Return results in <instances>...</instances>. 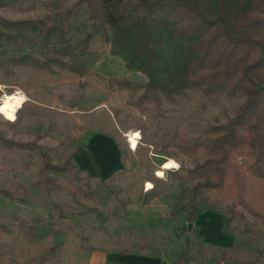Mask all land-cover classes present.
<instances>
[{
  "label": "rangeland",
  "instance_id": "rangeland-1",
  "mask_svg": "<svg viewBox=\"0 0 264 264\" xmlns=\"http://www.w3.org/2000/svg\"><path fill=\"white\" fill-rule=\"evenodd\" d=\"M77 1H0V19L41 23L0 26V100L23 99L0 114V264H86L96 251L156 255L173 247L186 250L190 264H264V229L250 216L229 226L235 244L221 251L205 248L193 226L184 232L185 212L171 216L203 180L197 167L215 128L236 116L245 95L187 91L174 101L141 100L146 76L127 67L112 31ZM144 16L134 6L128 21ZM163 18L181 25L175 16ZM257 132L264 133V96ZM135 133L131 149L127 136ZM101 138L118 146L122 164L105 180L80 167L85 160L97 170L92 152ZM71 155L66 171L43 168V157L62 167ZM169 161L175 166L166 169ZM232 207L208 196L201 204L227 215Z\"/></svg>",
  "mask_w": 264,
  "mask_h": 264
},
{
  "label": "trees",
  "instance_id": "trees-1",
  "mask_svg": "<svg viewBox=\"0 0 264 264\" xmlns=\"http://www.w3.org/2000/svg\"><path fill=\"white\" fill-rule=\"evenodd\" d=\"M75 5L85 6L91 21L109 28L127 67L146 76L141 100L159 101L162 96L174 101L187 91L245 95L236 116L215 128L218 135L197 167L203 180L191 189L187 205L171 216L185 212L187 223L194 224L208 196L233 205L228 215L223 214L224 233L229 234V226L244 221L245 215L264 229V133L257 132L258 100L264 96V0H78ZM134 6L145 16L129 22ZM165 15L175 16L181 25L175 29ZM31 25L41 23L0 19L6 28ZM43 30L61 36L59 29ZM70 70L81 73L77 64ZM71 158L62 167H53L43 157V168L66 171ZM43 182L57 184L45 176ZM187 260L182 250L175 263Z\"/></svg>",
  "mask_w": 264,
  "mask_h": 264
},
{
  "label": "crops",
  "instance_id": "crops-1",
  "mask_svg": "<svg viewBox=\"0 0 264 264\" xmlns=\"http://www.w3.org/2000/svg\"><path fill=\"white\" fill-rule=\"evenodd\" d=\"M92 155L95 156L97 170L93 164L81 160L80 167L87 171L89 175L109 179L115 172H119L122 167L118 146L109 139H100L97 146L93 147ZM79 156L85 155L83 152ZM80 162V161H79ZM94 174V175H93ZM192 226L202 240L205 248L214 251L231 250L235 244V237L223 231L224 216L215 210H204L196 218ZM180 250L173 247L156 255L142 253H129L118 251H96L88 255L86 264H176ZM191 259L185 264H190ZM206 264H222L215 260H208Z\"/></svg>",
  "mask_w": 264,
  "mask_h": 264
},
{
  "label": "bare ground",
  "instance_id": "bare-ground-1",
  "mask_svg": "<svg viewBox=\"0 0 264 264\" xmlns=\"http://www.w3.org/2000/svg\"><path fill=\"white\" fill-rule=\"evenodd\" d=\"M23 101V99L20 97V96H17V95H9V96H5L2 98V100H0V107H5V105H7V107L5 108V111L3 112H0L1 115L3 116H8L11 112H12V109L18 105L19 103H21ZM19 107V106H18ZM128 137V143H129V146L131 149H134L136 147V139H138V136H137V133H135L134 135L131 134ZM135 138V146L133 145V139L132 138ZM172 161H169L167 165H172ZM171 167H166V169H170ZM163 174L161 173L160 174V177H162Z\"/></svg>",
  "mask_w": 264,
  "mask_h": 264
},
{
  "label": "snow or ice",
  "instance_id": "snow-or-ice-1",
  "mask_svg": "<svg viewBox=\"0 0 264 264\" xmlns=\"http://www.w3.org/2000/svg\"><path fill=\"white\" fill-rule=\"evenodd\" d=\"M7 107V105H5V107H0V112L5 111V108ZM11 118V117H10ZM138 135V134H137ZM133 145L135 146V138L133 137ZM175 165H167L166 167H174ZM150 187V186H149Z\"/></svg>",
  "mask_w": 264,
  "mask_h": 264
},
{
  "label": "water",
  "instance_id": "water-1",
  "mask_svg": "<svg viewBox=\"0 0 264 264\" xmlns=\"http://www.w3.org/2000/svg\"><path fill=\"white\" fill-rule=\"evenodd\" d=\"M1 1V0H0ZM191 228H192V224H187V229H188V231H190L191 230Z\"/></svg>",
  "mask_w": 264,
  "mask_h": 264
}]
</instances>
